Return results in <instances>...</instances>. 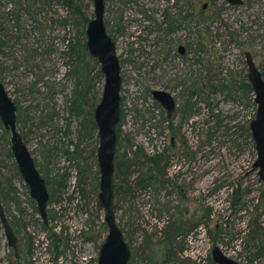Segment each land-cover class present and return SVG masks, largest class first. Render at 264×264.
<instances>
[{
    "label": "rangeland",
    "instance_id": "rangeland-1",
    "mask_svg": "<svg viewBox=\"0 0 264 264\" xmlns=\"http://www.w3.org/2000/svg\"><path fill=\"white\" fill-rule=\"evenodd\" d=\"M243 1L231 7L227 0H105L107 30L124 78L116 159L128 163L140 149L147 157H169L165 187L156 183L144 190L135 186L139 173H115L116 187L132 189L115 192L114 207L133 264L151 258L162 263L165 228L180 219L202 224L183 241L180 261L169 264H209L214 246L242 264L261 262L254 261L246 229L252 219L264 227V183L253 171L257 152L249 136L257 106L240 87L248 83L246 53L264 78V0ZM175 5L190 14L178 32L163 15L167 9V21H173ZM93 14V0H0L1 81L18 107L20 134L50 194L45 225L0 121V200L22 249L17 261L0 221V264H98L108 227L99 203L94 112L105 80L98 62L82 49ZM121 20L134 23L120 31ZM141 25L145 38L133 37ZM180 45L188 49L185 61L173 58ZM196 48L199 65L188 60L195 59ZM167 51L172 57L165 61ZM173 79L185 83V90L174 86L177 110L190 97L188 87L199 81L218 85L217 79H225L231 88L194 96L190 104L197 114L183 122L177 114L174 134L147 93Z\"/></svg>",
    "mask_w": 264,
    "mask_h": 264
},
{
    "label": "water",
    "instance_id": "water-1",
    "mask_svg": "<svg viewBox=\"0 0 264 264\" xmlns=\"http://www.w3.org/2000/svg\"><path fill=\"white\" fill-rule=\"evenodd\" d=\"M231 6H240L242 0H227ZM94 14L86 28V47L89 56L100 65L104 76L102 98L94 112L98 130L99 146L97 161L100 172L99 203L104 211V221L108 234L99 251L98 264H132L134 261L131 246L126 241L118 225L115 198V158L117 154V129L121 122V66L115 41L105 26V0H93ZM181 52L183 50L181 49ZM248 81L252 87L254 103L257 106L256 118L250 123L249 130L257 152L253 171L257 172L259 182L264 183V78L250 53H246ZM154 99L171 117L176 103L171 94L156 90ZM0 121L10 134L11 153L30 196L36 202L37 210L45 225L48 221L50 194L46 181L39 172L35 160L17 127V107L0 80ZM0 221L9 247L19 256L20 243L0 202ZM214 264H242L227 256L218 246L211 251Z\"/></svg>",
    "mask_w": 264,
    "mask_h": 264
},
{
    "label": "trees",
    "instance_id": "trees-1",
    "mask_svg": "<svg viewBox=\"0 0 264 264\" xmlns=\"http://www.w3.org/2000/svg\"><path fill=\"white\" fill-rule=\"evenodd\" d=\"M68 4L70 2L66 1ZM78 11V10H77ZM88 22V21H87ZM83 50H86V46L82 48ZM227 81L225 79H219L217 80L218 85H215L214 82L211 80L209 84L205 85L203 84V90L202 93H206L209 90L210 93H218L223 92L222 90H229L231 87H229V84L226 83ZM192 87H195L194 85ZM241 90L244 91L245 96H248V99L251 101L252 105H254V95L252 91V87L249 83L243 81L241 83ZM186 117L187 119L194 114V104L190 105L191 100L186 101ZM73 112L77 111L76 103H74V106L72 108ZM91 125H94V122H92ZM93 127V126H92ZM96 128V126L94 125ZM93 127V128H94ZM249 136L251 137L250 133ZM119 140V139H118ZM135 154V153H134ZM117 158V156H116ZM115 158V167L116 171L119 176L125 175L126 177L134 172L139 173L141 176L136 181V187H139L141 189L147 190L156 183L163 184L162 187H165L168 181L164 180L166 168L169 163V157L164 156H154V157H147L143 154L142 150L140 149L138 153L135 154V157L131 159L128 163H123L121 160H117ZM136 169V171H132ZM128 172V174L126 173ZM131 186L129 185H119L118 187L115 186V192L116 193H124L128 194L131 192ZM259 219H252L249 221L246 229L248 228L249 233L247 235V238L250 239V243H253L254 248L256 250V253L254 254V261L261 260V262L258 261L256 264H264L262 262L264 260V242H262V237L264 235V227H262L260 224H257V221ZM202 223L200 221H187L183 222L181 219L179 221L171 222L164 231V239L162 242L159 243V245L164 249V261L162 263H159L154 258L149 259L145 264H169L172 260V258H175L176 260L180 261V258L178 257L179 254L185 253L186 249L182 245L183 241L195 230L197 229ZM182 237V240L179 239ZM30 243V241H29ZM146 246L150 247L149 242L146 241ZM31 251V244L29 246V252ZM137 256V253H136ZM134 257V256H133ZM256 259V260H255ZM253 260L251 262H254ZM184 264H193L190 259H187L183 261ZM209 264H214L213 261L208 260ZM133 264V263H132Z\"/></svg>",
    "mask_w": 264,
    "mask_h": 264
},
{
    "label": "flooded vegetation",
    "instance_id": "flooded-vegetation-1",
    "mask_svg": "<svg viewBox=\"0 0 264 264\" xmlns=\"http://www.w3.org/2000/svg\"><path fill=\"white\" fill-rule=\"evenodd\" d=\"M158 2L159 1H166V0H157ZM243 1V0H242ZM227 3H228V1H227ZM129 4V1H126V2H123V1H121V5L122 6H127ZM228 5H230L229 3H228ZM242 5H244V1H243V4ZM242 5H240V6H242ZM231 6V5H230ZM231 7H233V6H231ZM208 8V5H204L203 6V10H206ZM174 9H176V17H174L173 18V21H167L168 20V10L167 9H163V15H164V19L166 20V22H165V24L166 25H168L169 24V22H172V26H173V29L171 30V31H175V32H178L179 30H180V27L182 26V23L183 22H185L188 18L190 19V14H188V15H186V10L184 9V8H182L181 6H179V8H178V6L176 7V5H175V7H174ZM123 14V13H122ZM13 14H11V16H12ZM105 15H106V12H105ZM121 21H123L122 22V24H123V26L120 28V31L121 30H124L125 29V27H126V25L127 26H129V24H131V23H134V22H125L124 20H121ZM138 22V21H137ZM105 26H106V28H107V25H106V20H105ZM131 26V25H130ZM141 28H142V25L139 27H135V29H134V33H133V37L136 35L137 36V38H139V37H144L145 38V35L143 34V30H141ZM143 28H145V27H143ZM1 30H3V29H1ZM144 31H147V30H144ZM107 32H108V30H107ZM169 33V31H167L166 32V34H168ZM109 34V33H108ZM111 37V36H110ZM113 39V38H112ZM143 40V42H147V39L145 40V39H142ZM116 43V42H115ZM87 48V47H86ZM181 49L183 50V52H181ZM187 48L186 47H184V46H182V45H180L178 48H177V54H175V55H173V58H177V59H181L182 61H185V60H187V56H188V54H187ZM197 53H200V50L198 49V48H196L195 49V54H196V57H195V59H188L189 60V62H191L192 64H194V65H199L200 63H201V58L200 57H198L197 56ZM117 54H118V52H117ZM171 57L172 56H170V54H169V52L167 51L166 52V56H165V58H164V60L165 61H167L168 59H171ZM245 57H246V54H245ZM118 59H119V57H118ZM161 60H163L162 58H161ZM119 62H120V59H119ZM120 66H121V63H120ZM1 74V73H0ZM121 76H122V91H121V101H122V92H123V85H124V78H123V75H122V66H121ZM0 80H1V76H0ZM218 80V79H217ZM2 82V81H1ZM3 83V82H2ZM176 83V84H175ZM248 83H249V81H248ZM4 84V83H3ZM250 84V83H249ZM185 85V83L183 82V81H181V80H179V81H177V80H175V79H173V80H171V83H170V85L168 84V85H166L165 87H163L162 89H156V90H160V91H165V92H168L169 94H173V93H175L174 92V90H176V89H174V86H177L178 87V89L179 88H181V89H184V88H182L183 86ZM5 86V85H4ZM193 86V85H192ZM192 86H190V87H188L189 89H188V95L190 96L189 97V100H191L194 96H200L201 94H202V90H203V82L202 81H199V82H197L196 84H194V86L195 87H192ZM172 87V88H171ZM6 88V87H5ZM156 90H152V89H150V88H148L147 89V93L149 94V95H151V97L154 99V97H153V92L154 91H156ZM185 90V89H184ZM9 94V93H8ZM183 96H185V94H186V91H184L183 93ZM172 97H173V99H174V101H175V103H176V106H175V110H174V112H173V114H172V116L171 117H169L168 116V113L166 112V110L164 109V108H162L163 110H164V112H165V114H166V121L168 122V126H169V128L171 129V128H173V131H174V134H176V132H175V129H174V123H173V121H174V119L177 117V114L179 115V116H181V118H182V122L183 121H186V120H188V119H190L192 116H195L196 114H197V111H196V106H195V104H194V114L193 115H191L188 119H187V117H186V101L188 100H186V101H182V106H181V109H178L177 110V100L174 98V96L172 95ZM154 101H155V103L157 104V105H160L155 99H154ZM15 103V102H14ZM16 105V104H15ZM190 105H192V104H190ZM161 106V105H160ZM16 107H17V105H16ZM123 113H122V111H121V120H122V115ZM18 107H17V127H18ZM2 123V122H1ZM121 123V122H120ZM3 125V124H2ZM120 125V124H119ZM4 127V126H3ZM119 127V126H118ZM5 129V128H4ZM118 130V129H117ZM6 131V130H5ZM18 131H19V128H18ZM20 132V131H19ZM6 133L7 134H9L7 131H6ZM10 135V134H9ZM117 136H118V134H117ZM171 147L174 149V148H176V144L174 143V140H172V143H171ZM36 164V163H35ZM169 163H168V165H167V170L169 169ZM166 175V174H165ZM165 181H168V180H166L165 179ZM169 182V181H168ZM171 184H173V183H171ZM0 202H1V200H0ZM2 203V202H1ZM36 203V202H35ZM3 204V203H2ZM4 206V205H3ZM6 213V212H5ZM7 216V215H6ZM8 217V216H7ZM9 219V218H8ZM9 222H10V219H9ZM10 224H11V226L13 227V225H12V223L10 222ZM14 228V227H13ZM14 231H15V229H14ZM16 233V232H15ZM17 235V234H16ZM18 237V236H17ZM18 240H19V238H18ZM19 243H20V251H19V256L18 257H16L15 256V253H14V257H15V259H17V261L20 259V257H21V242H20V240H19ZM9 246V245H8ZM14 252V251H13ZM28 252H29V248H28ZM29 254H31V251L29 252ZM20 261V260H19Z\"/></svg>",
    "mask_w": 264,
    "mask_h": 264
}]
</instances>
